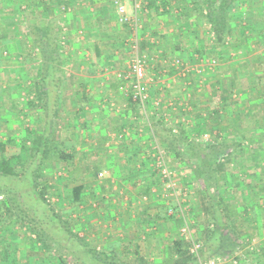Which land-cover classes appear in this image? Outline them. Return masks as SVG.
Returning a JSON list of instances; mask_svg holds the SVG:
<instances>
[{
    "label": "rangeland",
    "instance_id": "rangeland-1",
    "mask_svg": "<svg viewBox=\"0 0 264 264\" xmlns=\"http://www.w3.org/2000/svg\"><path fill=\"white\" fill-rule=\"evenodd\" d=\"M140 2L141 7L136 14L139 27L137 50L140 54H145L146 66H148L145 70L146 78L149 81L147 83L149 97L144 108L137 107V104L132 101L129 95L128 79H124L135 53L134 44L131 42L133 30L127 24L119 22L115 0H0V143L7 144L12 154L16 153L20 156L21 162L15 166L18 173L28 167L32 158L35 157L33 142L40 137L45 123V113L42 109L44 97L41 101L39 77L45 74L48 65L45 66L42 61L39 47L33 45L27 24L30 20L32 22L47 21L52 31L54 29L59 32L58 39L51 35L50 43L54 48V57L58 56L61 63L53 68H58L56 75L62 77L59 92V99L62 102L57 112L59 117L47 133L49 154L37 174L38 190L44 193L50 207L76 237L87 242L97 251L107 254L105 234L109 232V222L105 206L109 202L110 192L132 191L134 186L132 183H136V191L140 190L148 198L156 196L154 200L159 202L160 197H164L161 199V205L154 207H159L160 213L153 223L150 222L152 232H144L143 239L138 234L137 240L142 244L149 241L153 233H157L155 234L157 236L160 234L157 231L158 226L164 223L170 224L173 227L172 231H175L171 237L153 239L154 244H162L160 249H163V245L166 247L160 251L159 256L155 253L147 256L152 259L150 264L165 262L168 257L167 244H170L175 237L188 242V253L193 257L191 253L193 245L200 247V256L213 257L208 253L203 254L206 250L204 229L212 228V220L203 200L206 194L204 186L201 181L193 178L187 165L183 167L184 165L179 162L174 164L164 144L154 137L152 130L157 125L156 122L171 128L175 134L185 130L189 140L206 146L205 148L224 136L213 134L215 127L219 125L217 121L221 122V119L213 117L215 105L209 103L206 106L200 103V100H207L214 93L209 90L210 83L207 81L208 85L202 86L200 77L196 76L195 85L198 87L189 88L192 79L190 72L188 73L186 69L189 64L185 61L189 54H183L180 49V45L185 42L182 33H189L191 25L200 27L198 31L205 33L204 38L208 46L216 45L215 35L207 25L191 22L189 24V20L184 19L185 12L191 8L193 0H140ZM94 4H101L102 8L108 10V17L105 21H100L99 28L92 26L96 16ZM250 5L244 2L233 14L235 16L240 14L241 25L246 26L247 23V26L253 28L254 34L246 31L247 29L244 30L243 34L247 36L246 44L245 42L241 44L239 41L233 42L232 36H228L226 47L229 57L217 68L223 69L224 71L219 73L224 74L226 70H229L228 66H241L246 64L245 62H250L251 66L252 62L259 61V56L262 61L257 63L258 69L260 68L257 72L259 77L257 81L260 88L264 89V74L259 75L264 70V21L247 22L249 18L245 13L255 8L253 4L251 7ZM257 5L260 7L259 3ZM16 6L19 9L18 12L13 11ZM127 8L128 15H131V6L128 2ZM257 32L259 34H256ZM156 36H161L163 42L168 39V44L171 43L172 47L179 49L178 52L162 57L150 55L148 53L150 44H154L152 37ZM215 50L217 51V48H214ZM119 74H121L120 78ZM243 84H245L244 81ZM222 89L221 85V89L217 87L216 90H221L220 93H222ZM239 90L234 91L233 96L236 99L233 101L235 102L240 100V94L243 93L244 88L241 87ZM202 95L204 97H201ZM77 96L81 98V103L77 101ZM172 97L175 99L173 105L168 103ZM30 103L33 105L30 106ZM221 109L224 117L231 113L232 108L222 106ZM200 118L205 129L211 132L189 133V130H197L196 122ZM83 123L86 127H83ZM119 129L121 133H118ZM146 144L154 150L151 161L155 168L154 171L150 170L153 173L150 181L152 185L144 189L137 180L134 181L131 178L122 179L121 182L116 180L113 175L119 173V168H115L116 164L113 168V165L107 162L106 154L118 146H132L141 151H129L121 156L123 159L129 158L124 160L126 163L135 159L133 164H140L145 162L143 158L147 153L150 154L147 159L153 155L145 151ZM201 148L204 155L209 154L207 149ZM62 149H66V153L71 156L70 160L60 158L59 151ZM222 157L220 155L218 159ZM119 164L123 170V165ZM232 168L230 164L227 170L224 169L222 173L225 175L223 180L217 183V190L223 191L226 202L246 210L247 214L240 216L242 222L244 219L242 229L246 232L240 241H243L245 245L234 247V237L229 235L225 240L228 245L226 251L229 254L221 256L219 264H243L244 261L240 260H245L251 255L249 252L256 248L258 241L255 236H249L248 228L251 230V225L255 227L256 223L260 224L262 221V218L258 217L255 222L253 212L248 214V210L254 207L252 203L258 200L247 199L241 195L249 186L246 179L243 180V178L233 187L239 193L236 192L235 196L231 197L230 189L232 188L229 186L228 179L230 176L241 177L240 173L234 175L238 170L235 168L232 171ZM168 173H170L169 177H167ZM30 178L33 180L31 174ZM8 181L11 187L8 185L2 187L3 193L9 194L11 188H14L12 193H19V195L29 193V179L25 178V181L20 183ZM77 188L80 190L76 192ZM6 198V195L0 193V243L5 241L17 243V246L22 249L21 259H26L23 261L28 264H31V260L44 262L51 259L53 257L51 254H55L56 249L49 253L37 243L35 235L27 226L15 220L11 223L6 220V211L2 207ZM146 202L148 204V201ZM154 202L157 204L156 201ZM26 203L30 205L28 198ZM255 205L258 206L257 203ZM224 221L226 224L229 222L227 219ZM184 228L188 229L187 233H182ZM234 228L237 230L236 227ZM260 237H264V231ZM253 239L255 243L252 242ZM119 256L116 260L120 262L123 256ZM137 256L139 257H135L141 259L139 264H143L145 255ZM111 257L115 258L116 255L112 254ZM70 261L71 264L76 263L73 259Z\"/></svg>",
    "mask_w": 264,
    "mask_h": 264
},
{
    "label": "trees",
    "instance_id": "trees-1",
    "mask_svg": "<svg viewBox=\"0 0 264 264\" xmlns=\"http://www.w3.org/2000/svg\"><path fill=\"white\" fill-rule=\"evenodd\" d=\"M244 2L251 4L250 7L252 4L255 7L254 10L245 13L246 17L249 18L247 22L254 21L255 23L256 21H264L263 0H193L191 8L185 12L184 19L189 20V24L191 20H193V23H200V25L206 24L210 31H212L215 35L216 45L213 46V48L219 47L220 49L218 52L220 53V57L225 59L228 54V48L226 47V38L228 36H232L233 42L239 41L241 44H243V42L246 44L247 36L243 34L244 30L247 29L246 31L254 34V31L252 30L253 28L249 25L247 26V23L246 26L241 25L242 18L240 14H238V16L233 14L234 11H237ZM258 3L260 4V7L257 5ZM13 11L18 12V7L16 6L15 9L13 8ZM194 17L197 18L195 19ZM95 19V23H92L91 21L92 26L99 28L98 24L100 23V20H97L98 18ZM191 26L192 27H190V29L194 28L198 30L200 28L195 25ZM27 28L28 34L33 41V45L39 47L40 49L39 55L42 61L45 66L48 65L46 67L45 74L39 77L41 80L39 86L42 95L41 101L44 97L42 109L45 113V123L40 137L33 142L34 145L32 148L35 151V157L30 161L29 166L25 167L20 173L16 172L17 167L15 168V166L21 162L20 156L16 153L12 154L8 150L7 144L0 143V193L6 195L7 197L2 204V207L6 211L5 218H7L6 220L9 223L15 220L18 223L21 222L24 226H27L32 234L35 235L37 243L41 244L43 249H46L49 253H51L53 249H56L55 254H51L53 257L50 256L51 259L48 261L36 262L35 260H31V264H71L70 259L76 261L74 264H139L141 259L136 258L139 257L137 256L139 255L138 252L132 253L131 256H134L133 258H120L121 261L119 262L116 260L117 257H120L119 255H116L115 258L110 257L103 252L97 251L96 248L76 237L66 226L65 222L50 207L44 193L41 190H38L39 185L37 183V174H39L40 168L49 154V135H47V133L50 127L54 124L55 120L59 117L57 112L60 109L62 102V100L59 99L62 77L56 75L58 68H53V66H59L61 63L60 60H58V56L54 57V48H52V44L50 43V38L52 36L57 39L59 38V32L54 29L52 31L50 24L47 21L32 22L30 20L27 24ZM256 34H259V32ZM199 51L202 50L199 49ZM241 66H243V68L238 71L235 70V72L231 75H241V81H244L245 84H242L241 81L238 83L237 81V85L234 86V78L228 74L224 76L225 81L219 78L221 77L220 75L217 77L219 80L217 83L222 85L223 92L220 93L221 90L217 92L216 88L215 93H218L217 97H219L218 100L222 103V106L231 107L234 105L235 102L233 101L232 96L234 91L241 87L244 88L242 93L243 97L239 98L240 100L237 102V105L240 107L242 103H248L249 101H252V99L256 101L263 100L264 98V89L260 88V84L257 81L259 78L258 75H256L252 80L251 70H248L247 68L248 65L245 64ZM213 78H211V80H213ZM251 82L253 83V88L251 89L252 92H249L248 83ZM218 88L221 89V86ZM76 99L79 103L82 102L81 98L78 96ZM32 105L33 104L30 103V106ZM198 105L200 104L198 103ZM138 106L139 105H137V107ZM262 107L263 106L250 108L248 110L250 113L249 115L257 112V116L259 112H261V109H263ZM216 113L217 112L213 110V114ZM245 115H247V113ZM197 116L199 117V115ZM75 117H77V115H75ZM156 124L157 125L153 128L154 130H152L153 135L158 138L162 144H164L165 150L167 154L172 157L174 164L179 162V164L184 165L183 167L187 165L189 170L192 172L190 174L196 181L202 182L206 191V197L204 196L203 200L206 202V204L204 202V205L207 206V211L212 220V228H206V230L204 229V244L206 246V250L203 254L206 255L208 253L209 256L212 255L222 257L229 254V252L226 251L228 245L225 242L229 235L234 237V247H243L245 243L240 241V239L243 237V234L246 233L242 229L244 223L242 221L236 223V218L237 215H246L247 212L245 209L239 210V208L231 204V202H226V196L223 191L217 190V183L223 180L222 178L225 174L222 172L224 169L227 170L228 165L233 163V161H235V164H239L241 162V158H249V156H251L252 151L245 146V143L254 142L258 144L259 142H264V134L253 138L251 135L248 136L247 134H244V129H241L239 134H236L235 131L233 134L230 129L232 125L228 122L226 130H228L229 134L221 136L222 138L220 137L219 140L207 145V148H205L206 146H201L200 144L189 140L188 133L185 132V130H180L177 134H175L171 128L164 127V125L160 122H156ZM196 124L198 127L196 128L197 130H189V133L202 134L203 132H211L208 129H205L201 119L197 120ZM84 126L86 127L85 123H83V127ZM118 133H121L120 129ZM235 135H237L236 137H238V140H231ZM201 147L205 148V150L207 149L209 154L204 155ZM243 147L245 149H243ZM220 155L223 157L226 156L225 159L223 157V159L221 158L222 160L218 159ZM59 156L62 160L71 159V156L66 153V149L59 151ZM263 156V151L260 149L257 150V154L254 158H256L257 162H259L262 160ZM217 159L218 162H216ZM237 160H240V162L238 163ZM192 166L193 168H191ZM235 168H237V166ZM29 173L33 176V180L30 178ZM25 178L29 179L30 182L31 189L29 188V193H22L20 195L19 193H12L14 188L9 190V194L2 192V187H7V185L10 186V181L8 180H11L12 183H20L21 181L24 182ZM79 190L80 188H77L75 191L77 192ZM259 190L261 193L263 188H260ZM27 198L29 199L30 205L26 203ZM225 219L229 221L227 224L224 221ZM234 227H236L237 230ZM15 246H17V243L10 241H5L2 244L0 243V264H28L26 261H23L26 259H21L20 255H22V249L20 246H17V248ZM167 246L168 257L163 264H194V262H196V259L188 253V242L181 240L179 237H175L170 244H167ZM155 248L158 250L156 251ZM155 248L153 250H148L147 256H151L153 253L157 254L160 247L158 245V247L155 246ZM255 249L249 253L255 255L257 252ZM257 250H259V247ZM260 255L262 254L259 251L256 256L259 257ZM147 256L143 258V264H150L149 257ZM259 262L261 261H258V263Z\"/></svg>",
    "mask_w": 264,
    "mask_h": 264
},
{
    "label": "crops",
    "instance_id": "crops-1",
    "mask_svg": "<svg viewBox=\"0 0 264 264\" xmlns=\"http://www.w3.org/2000/svg\"><path fill=\"white\" fill-rule=\"evenodd\" d=\"M102 6L103 5L101 4H94L95 11H96V16H94V18L97 17L98 18L97 20L101 21L102 19L105 21L108 17V10H106L105 8H102ZM190 22L193 23V20H191ZM204 26H206V24H204ZM182 35H183L182 37L185 39V42L184 44L180 45L181 46L180 49L183 54H189V56L186 57L187 59L185 61L187 64H189V66H186V69L188 73L190 72V78L192 79L191 85H189L190 89L192 87L193 88L198 87L195 85V81L197 80L196 76L200 77L199 80L201 79L202 86L206 87V85H208L207 84V81H208V83H210V89L209 88L208 89L214 93H215V89L221 86L217 83V81H219L217 78L219 75L221 76L219 78H222L223 81H225L224 76L226 74L233 77L234 83H233V80H232V83L234 84V86L237 85V81L238 83L241 81V78H242L241 75L233 76L231 74H233L235 70L236 71L240 70L241 68H243V66H238V65L228 66L229 70H226L224 74L219 73V71H224V70L223 69L218 70L217 68L218 65H220L221 63H224V61L227 60L229 56L226 55L227 58L225 57V59H222L220 57V53L218 52L220 49L219 47L217 48V51L216 50L214 51V48L210 46V44L208 46V44L204 41L205 33L192 28L189 31V33H182ZM171 36L173 38L175 37L174 35H171ZM160 37L161 36L152 37L154 40V44L153 45L150 44L151 45L150 47L149 45L147 46L149 47L148 53L150 55L151 54L155 55L153 57H157L161 55L162 57L163 55H166V54H171V53L176 54L178 52L179 49L176 50V47H172L171 43L168 44V41H169L168 39H166V41L163 42V39H161ZM207 37H209L208 34H207ZM199 49H201L202 51H199ZM212 52H215L216 54H213ZM141 55H143V53H141ZM143 56H145V54ZM256 60H257V56H256ZM258 60H259L258 62L261 63L262 59L260 60L259 56H258ZM258 62L256 61L252 62L251 66H250V62L248 63L245 62L246 65H248L247 67L248 70H251L252 80L257 75L258 70H260V68L258 69L257 67ZM147 67L148 66H146V69ZM262 74H264V71H262L259 75L261 76ZM211 78H213V80H211ZM241 82L243 84V81ZM248 86H249L248 88L249 92H252L251 89L253 88V83L252 82L248 83ZM218 91L220 90H217V92ZM235 92H237V90ZM214 93H212V96L210 97L208 96L209 95L208 94L207 96L209 98L207 100H200L201 105L207 106L209 105V103L210 104L213 103V105H215L214 110L217 112V116L215 114V116L213 117H216L217 119L218 118L221 119V122L217 121L219 125L215 127V130L213 132L214 135L221 136V135L229 134L228 130H226L228 127L227 126L228 122H230V125H232L230 129L233 134H234V131L236 134H239V131L241 129L245 130L243 131L244 134H247L248 136L251 135L253 138L255 136L264 134V110H263L264 109V98L263 100H256V101L252 99V101H249L248 103L247 102L242 103L241 107L237 105V102L234 101L235 104L231 106L232 108L231 113L229 115H225L224 116L225 118H224L222 114V109H221L222 103L217 99L218 93L217 94L215 93V95ZM205 96H206V90H205ZM201 97H204V96L202 95ZM241 97H243L242 94H240V98ZM234 99H236L235 96H233V100ZM174 100H175L174 97H172L171 100L170 99L168 100V103L173 105ZM257 106L258 107L263 106L262 107L263 109H261V112H259L257 116H256L257 112L251 113V115H249L250 113L248 110L250 108H255ZM200 111L202 112V109ZM246 113L247 115H245ZM236 136L237 135L233 136L231 140H238V137ZM245 146H247V148L252 151V154L251 156H249V158H241V162L240 160H237L238 163L240 162L239 164H235V161L231 163V166H233L232 171L237 166L238 171L235 172L234 175H238L240 173L241 177H236V176L229 177L228 179L229 186H231L232 188L230 189L231 190L230 195L231 197H234L236 192L239 193L238 190H234L233 187L239 184L243 178H244L243 180L246 179L247 183H249V186H247L248 189L246 191H244L243 193L241 192L242 193L241 195H243V197L247 199L258 200L256 202L258 206L255 205L256 204L255 202L252 203L254 204L253 205L254 207L250 209L248 208L249 209L248 214L253 212V215L255 217L254 218L255 222L258 217L262 218V221L260 222V224L253 223L255 224V227L259 230H255L256 228L251 225L252 229L249 230L250 228L247 227L248 228L247 232L249 233L250 237L255 236L258 239L257 244L255 246L256 247L258 246L260 250H257L258 247L255 250L257 251L256 254L260 251L262 255L258 257L256 256V254L255 255L251 254L248 256L247 259L245 260L242 259L240 261H244L243 264H264V237H260L261 233L263 234V231H264V156L261 161L258 160L259 162H257L256 158H254V156L257 154V150H260V149L263 151V155H264V142H259L258 144L254 142L252 143L247 142L245 143ZM144 147H146L145 151H149L151 153L154 151L149 148L148 144H146ZM243 149L245 148L243 147ZM135 150L139 151L140 149L138 150L132 146L128 147L124 145L120 147L118 146L117 148H112V150H110L109 153L106 154L107 162L111 163L113 165L112 166L113 168L115 167V164L117 166L115 168H119L118 170L119 173L118 174L116 173L115 175H113L116 178V180H119V182H121L122 179L129 180L131 178L134 181L137 180L138 184L142 185L141 187H143L144 189L145 188L147 189L148 187L152 185L150 181L152 178L151 175L153 173L150 170L153 169L154 171V168H155L153 165V162L151 161L153 160L152 157H154V154H153L154 152L152 153L153 155L149 159L147 158L149 157L150 154L147 153L145 157L143 156L144 157L143 161L145 162H140V164H133V161H135V159L127 163L124 162V160H127L129 158L123 159V156L121 155H123L125 152L135 151ZM119 163L123 165V170ZM112 167H111V170L113 171ZM132 184H134V186L132 185L133 186L132 191L126 190L127 192H119V193L110 192V196L108 197L109 202L107 206H105L106 207L105 213L108 215L107 221L109 222L108 224L109 232L105 234V237L107 240V244H105L106 246L105 251L107 253L106 255L110 257L112 254L122 255L123 257H128L129 255L128 258L130 259V258H133L131 255L134 252H138L140 255L144 254L145 256H147L148 250H153L155 246L158 247V245L159 247L161 246V244H158V245L154 244L155 242V240H153L154 238L165 237V236L171 237V235L175 233V231H172L173 227H171L170 224L164 223L163 225L158 226L157 231L160 234H158L157 236L155 235L157 233L155 234L153 233L152 234L153 236L151 237V239L142 244L140 243L139 240H137L136 236L138 234H140V238L143 239L145 238L142 235L144 232H147V233L152 232L153 229H152V225L150 224V222L153 223V220L155 219V217L158 216V213L160 211L159 207L157 208H154V207H156V205L160 206L161 199H163L164 197L161 196L159 199V202L158 200H154L156 196L154 197L151 196L152 198L151 197L148 198L140 190L138 192L136 191L135 189L136 183H132ZM260 188H263V191L261 193L259 190ZM227 194H228V191H227ZM146 201H148V204ZM154 201H156L157 204H155ZM239 210H242V209H239ZM236 219H237L236 223L242 221L240 218V215H237ZM114 220H116V222H114ZM147 237L149 238V234L147 235ZM136 240L138 243L135 242ZM253 241L254 239L252 240V242ZM164 247L166 246L163 245V249H160L157 252L156 254L157 256L160 255L159 253L160 251L164 250ZM155 250L157 251L158 249L155 248ZM150 260L152 259L149 258V261ZM258 261H261V262L258 263Z\"/></svg>",
    "mask_w": 264,
    "mask_h": 264
},
{
    "label": "built area",
    "instance_id": "built-area-1",
    "mask_svg": "<svg viewBox=\"0 0 264 264\" xmlns=\"http://www.w3.org/2000/svg\"><path fill=\"white\" fill-rule=\"evenodd\" d=\"M127 2L131 6V15H128ZM116 12L118 15V20L121 24L129 26L133 30V46L135 48V53L129 64L128 72L125 74L124 79H128V89L129 95L133 102L137 103L141 108L145 107V104L148 100V89L149 81L146 78V61L145 57L138 52V23L136 19V14L140 10L141 2L140 0H115ZM121 77V74L118 75ZM161 166V165H159ZM164 173V171H163ZM165 173H167L165 171ZM170 176V173L167 174V177ZM188 229H182V233H187ZM254 242V241H253ZM191 253L194 255L197 264H219L221 261V256L213 257H202L199 255L200 247L198 245H193Z\"/></svg>",
    "mask_w": 264,
    "mask_h": 264
}]
</instances>
